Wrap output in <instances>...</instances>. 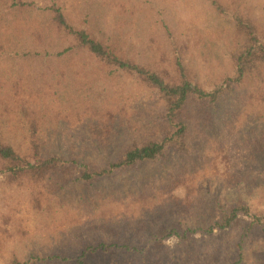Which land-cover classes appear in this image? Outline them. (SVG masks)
Returning <instances> with one entry per match:
<instances>
[{
  "label": "rangeland",
  "instance_id": "obj_1",
  "mask_svg": "<svg viewBox=\"0 0 264 264\" xmlns=\"http://www.w3.org/2000/svg\"><path fill=\"white\" fill-rule=\"evenodd\" d=\"M24 1L39 10L0 23L6 49L0 54V128L18 149L26 148L32 117L50 152L93 166L164 131L161 103L140 81L83 51L58 54L64 39L38 26L45 3L56 1L77 26L105 33L121 54L175 77L169 31L190 77L206 91L235 73L228 55L233 26L208 0ZM222 1L241 4L264 31V0ZM254 79L227 88L215 105L189 104V156L170 152L161 162L90 182L79 180L81 166L72 163L34 186L0 174V264L41 249L75 255L97 241L120 246L90 253L87 264H257L263 236L255 230L239 250L241 222L184 239L159 234L206 226L219 216L217 203L240 200L264 214V84L258 87ZM96 127L98 135L91 132ZM125 243L134 248L124 250Z\"/></svg>",
  "mask_w": 264,
  "mask_h": 264
},
{
  "label": "trees",
  "instance_id": "obj_2",
  "mask_svg": "<svg viewBox=\"0 0 264 264\" xmlns=\"http://www.w3.org/2000/svg\"><path fill=\"white\" fill-rule=\"evenodd\" d=\"M208 1L216 13L224 16L232 24L236 36L235 45L228 46L230 47L228 55L233 62L235 73L222 79V83L216 85L212 91H206L192 80L184 64L180 46L169 31L168 37L173 52L170 65L175 71V77L136 58L121 54L111 41L103 38L105 33L97 35L89 32L86 27L77 26L56 1L45 3L40 8L42 16L38 26L64 39V47L58 54L83 51L104 66L140 81L155 93L161 103L159 124L164 131L157 137L132 141L124 146L117 159L107 162L104 166H93L89 162L79 163L74 160L69 162L61 153L50 152L40 137L37 120L32 117L28 120L26 148L23 150L5 140L0 128V174L18 185L34 186L47 182L55 171L66 163H72L81 166L79 180L90 182L145 163L161 162L170 152L191 155L193 144L189 139L190 125L185 115L189 104L205 102L215 105L227 88L229 90L249 77L255 78L258 87L264 84V31H261L260 22L236 1ZM38 10L34 1L0 0V23L13 14H26ZM108 38L110 40V34ZM3 53H6V49L0 42V54ZM98 129L96 127L91 132L98 135ZM262 148L264 154V142ZM217 207L219 216L213 217L206 226L187 228L182 232L175 228H166L159 234L161 237L176 235L184 239L197 231L209 234L214 230L232 228L241 222L243 224L239 250H242L245 239L258 229L263 236V242L256 248V261L257 264H264V214L253 212L247 202L240 200L226 206L217 203ZM240 214L249 217L250 220L239 219ZM118 245L117 242L97 241L79 249L75 255L64 251L48 252L41 249L28 258L14 254L7 264H87L90 253L107 252ZM121 247L126 251L134 248L126 243L121 244Z\"/></svg>",
  "mask_w": 264,
  "mask_h": 264
}]
</instances>
